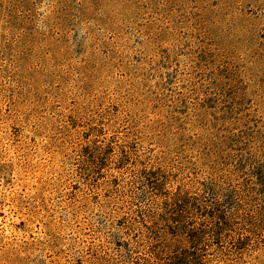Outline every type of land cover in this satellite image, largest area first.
<instances>
[{
    "label": "rangeland",
    "instance_id": "374dc122",
    "mask_svg": "<svg viewBox=\"0 0 264 264\" xmlns=\"http://www.w3.org/2000/svg\"><path fill=\"white\" fill-rule=\"evenodd\" d=\"M241 133L264 149V0H0V264H131L143 165L206 177Z\"/></svg>",
    "mask_w": 264,
    "mask_h": 264
},
{
    "label": "trees",
    "instance_id": "16d2710c",
    "mask_svg": "<svg viewBox=\"0 0 264 264\" xmlns=\"http://www.w3.org/2000/svg\"><path fill=\"white\" fill-rule=\"evenodd\" d=\"M251 141L226 136V149L211 152L202 178H180L169 151L157 165H143L138 177L155 199L148 208L120 207L112 223L116 251H130L131 264H236L238 251H256L264 243V149ZM137 251L146 256H133Z\"/></svg>",
    "mask_w": 264,
    "mask_h": 264
}]
</instances>
